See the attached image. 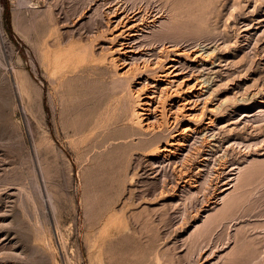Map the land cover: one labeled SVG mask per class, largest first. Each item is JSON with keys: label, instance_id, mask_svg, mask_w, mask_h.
<instances>
[{"label": "rangeland", "instance_id": "rangeland-1", "mask_svg": "<svg viewBox=\"0 0 264 264\" xmlns=\"http://www.w3.org/2000/svg\"><path fill=\"white\" fill-rule=\"evenodd\" d=\"M263 19L0 0V264H264Z\"/></svg>", "mask_w": 264, "mask_h": 264}, {"label": "bare ground", "instance_id": "bare-ground-1", "mask_svg": "<svg viewBox=\"0 0 264 264\" xmlns=\"http://www.w3.org/2000/svg\"><path fill=\"white\" fill-rule=\"evenodd\" d=\"M129 2H130V1H129ZM109 3H110V2H109ZM149 4H150V3H149ZM129 10H130V9H129ZM126 12H127V11H126ZM114 14H115V13H114ZM136 14H137V13H136ZM126 17H127V16H126ZM172 19H173V18H172ZM169 20H170V19H169ZM171 21H172V20H171ZM263 21H264V19H263ZM111 22H112V21H111ZM172 22H173V21H172ZM159 23H160V22H159ZM169 23H170V22H169ZM162 24H163V23H162ZM172 24H173V23H172ZM165 25H167V24H163V26H165ZM168 25H169V24H168ZM131 27H132V26H131ZM166 27H168V26H166ZM171 27H172V26H171ZM163 28H164V27H163ZM164 29H165V28H164ZM167 30H168V29H167ZM169 30H170V29H169ZM175 30H176V29H175ZM155 31H156V30H155ZM155 31H154V32H155ZM151 32H152V31H151ZM151 32H150V33H151ZM168 32H169V31H168ZM156 33H158V32H156ZM159 33H160V32H159ZM120 35H122V34H120ZM130 35H131V34H130ZM130 35H129V36H130ZM113 39H114V38H113ZM137 39H138V38H137ZM129 42H130V41H129ZM129 42H128V43H129ZM114 52H115V51H114ZM67 53H68V52H67ZM83 53H84V52H83ZM85 53H86V52H85ZM85 53H84V54H85ZM78 57H79V56H78ZM110 59H111V58H110ZM57 60H60V59H57ZM57 60H56V61H57ZM115 67H116V66H115ZM58 69H59V68H58ZM60 69H61V68H60ZM60 69H59V70H60ZM57 71H58V70H57ZM59 72H60V71H59ZM61 72H62V71H61ZM127 72H128V71H127ZM124 74H125V73H124ZM124 76H125V75H124ZM125 84H126V82H125ZM125 84H124V85H125ZM128 84H129V83H128ZM127 87L129 88V87H131V86L128 85ZM127 87H126V88H127ZM132 89H133V88H132ZM129 90H130V89H129ZM133 91H134V90H133ZM134 93H135V92H134ZM138 93H139V92H138ZM138 95H139V94H138ZM140 95H141V94H140ZM134 96H135V95H134ZM136 96H137V95H136ZM136 98H137V97H136ZM138 98H141V96H138ZM137 100H138V99H137ZM139 104H141V101H139ZM141 105H142V104H141ZM163 111H164V110H163ZM135 112H137V111H135ZM162 113H163V112H162ZM139 116H140V115H139ZM162 116H163V115H162ZM138 119L140 120L141 118H138ZM164 119H165V118H164ZM136 121H137V120H136ZM141 121H142V119L140 120V122H141ZM142 123H144V122H142ZM142 123H141V124H142ZM173 138H174V137H173ZM173 144H175V143H173ZM171 145H172V144H171ZM159 148H160V147H159ZM164 149H165V148H164ZM165 150H166V149H165ZM237 170H238V169H237ZM245 171H246V170H245ZM245 171H244V172H245ZM247 171H248V170H247ZM238 172H239V171H238ZM240 172H241V171H240ZM240 172H239V174H240ZM241 173H242V172H241ZM239 174H237V176H238ZM246 174H248V173H246ZM241 175H242V174H240L239 176L241 177ZM242 176H243V175H242ZM243 177H244V176H243ZM248 177H249V176H248ZM238 179H240V178H238ZM238 179H237V181H238ZM241 180H245V178L242 179V177H241L240 181H241ZM175 181H176V180H175ZM240 181H239V182H240ZM241 182H242V181H241ZM241 182H240V183H241ZM244 182H245V181H244ZM237 183H238V182H237ZM245 183H246V182H245ZM234 184H235V183H234ZM241 184H242V183H241ZM162 185H163V184H162ZM243 186H244V185H243ZM232 187L234 188V185L231 186L230 188H232ZM237 187H238L237 190L240 191L238 185H237ZM235 188H236V186H235ZM235 188H234V189H235ZM240 188H241V187H240ZM244 188H245V187H244ZM244 188H243V189H244ZM228 189H229V188H228ZM243 189H241V191H240L241 193H242V190H243ZM196 190H197V189H196ZM187 191H188V190H187ZM233 191H235V190H233ZM237 192H238V191H237ZM235 193H236V192H235ZM187 194H188V193H187ZM193 194H194V193H193ZM230 194H231V193H230ZM236 194H237V193H236ZM190 196H191V195H189V197H190ZM224 196H225V195H224ZM227 196H228V194H227ZM233 196H234V195H233ZM229 197H231V195H230ZM232 198H234V197H232ZM223 200H224V198H223ZM223 200H222V201H223ZM230 201H231V200H230ZM233 201H234V200H233ZM224 202H227V200L224 201ZM224 202H223V203H224ZM228 202H229V200H228ZM228 202H227L226 204L224 203L225 206L228 204ZM219 203H220V202H219ZM212 205H213V204H212ZM220 205H221V204H220ZM228 205H230V203H229ZM209 207H210V206H209ZM229 207H230V206H229ZM231 207H234V206H231ZM231 207L227 209V212H228V211H231V210L233 209V208L231 209ZM220 208H221V207H219L218 209H220ZM224 208H226V207H224ZM215 209H216V208H215ZM230 209H231V210H230ZM211 210H212V209H211ZM224 210H226V209H224ZM224 210L222 209V211H220L222 215L224 214V213H222V212H224ZM216 211H217V209H216ZM216 211H215V213H219V212H216ZM227 212L225 213V215L227 214ZM219 214H220V213H219ZM221 214H220V215H221ZM228 214H229V212H228ZM210 215H211V214H210ZM220 215L218 216V218L222 217V216H220ZM214 216H215V215H213V216H209V214H208L207 217H205V218H206L207 220H209V219L211 220V218L213 219ZM226 216H227V215H226ZM226 216H225V217H226ZM225 217H224V219H225ZM214 218H215V217H214ZM226 218H228V217H226ZM206 219H205V220H206ZM221 219L223 220V218H221ZM205 220H204V221H205ZM217 220H219V219H216V220H215L216 222L214 223V225L217 224V222H218ZM224 221H225V220H223V222H224ZM209 222H211V221H209ZM212 222H213V221H212ZM219 222H220V224L222 223L221 221H219ZM207 223H208V221L206 222V224H207ZM218 224H219V223H218ZM218 224H217V225H218ZM212 226H213V225H211V227H212ZM196 229H197V228H196ZM200 229H201V228H200ZM200 241H201V240H200ZM229 252H230V251H229ZM190 253H191V252H190ZM226 253H227V252H226Z\"/></svg>", "mask_w": 264, "mask_h": 264}, {"label": "trees", "instance_id": "trees-1", "mask_svg": "<svg viewBox=\"0 0 264 264\" xmlns=\"http://www.w3.org/2000/svg\"><path fill=\"white\" fill-rule=\"evenodd\" d=\"M5 18H6V22H7V24L9 25V23H10V21H11V16H10V13H9V11H8V8H7V6H6V10H5Z\"/></svg>", "mask_w": 264, "mask_h": 264}]
</instances>
